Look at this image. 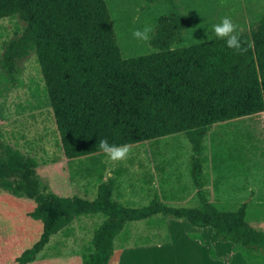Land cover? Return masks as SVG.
I'll list each match as a JSON object with an SVG mask.
<instances>
[{"label":"trees","instance_id":"1","mask_svg":"<svg viewBox=\"0 0 264 264\" xmlns=\"http://www.w3.org/2000/svg\"><path fill=\"white\" fill-rule=\"evenodd\" d=\"M5 17H20L27 28L6 49L4 65L12 72L16 59L36 53L68 159L103 153L102 138L134 145L185 133L194 151L191 176L199 196L196 206L167 205L157 198L128 206L113 197L114 178L100 183L94 199L44 193L35 179L36 158L7 146L0 155V186L33 197L31 216L43 223L40 238L16 264H30L53 235L87 214L105 219L84 264H112L120 255L114 239L126 224L157 215L211 227L248 262L264 264V231L248 220V203L230 210L211 201L202 157L212 125L264 112V19L250 33L242 32L244 46L251 45L242 55L213 38L125 57L106 0H0V19ZM176 18L158 27L154 40H178L185 17Z\"/></svg>","mask_w":264,"mask_h":264},{"label":"rangeland","instance_id":"2","mask_svg":"<svg viewBox=\"0 0 264 264\" xmlns=\"http://www.w3.org/2000/svg\"><path fill=\"white\" fill-rule=\"evenodd\" d=\"M125 57L152 53L216 38L212 25L230 17L238 30L251 32L264 19V0H106ZM177 17L185 26L175 42L156 41V31ZM151 26L149 42L132 31ZM27 28L20 17L0 19V155L7 146L36 158L35 179L44 193L94 199L101 182L115 179L112 195L128 206L154 198L167 205L196 206L198 188L191 176L194 156L185 133L131 145L129 157L112 162L104 154L68 159L47 98L37 55L16 59L10 72L6 49ZM205 190L219 208L235 210L248 203V220L264 231V112L215 123L202 152ZM33 197L0 186V264H16L22 252L41 236L43 223L31 212ZM103 214L78 217L53 235L30 264H84ZM120 255L112 264H252L231 241L216 237L211 227L157 215L129 222L114 239Z\"/></svg>","mask_w":264,"mask_h":264},{"label":"clouds","instance_id":"3","mask_svg":"<svg viewBox=\"0 0 264 264\" xmlns=\"http://www.w3.org/2000/svg\"><path fill=\"white\" fill-rule=\"evenodd\" d=\"M152 32L153 28L146 25L142 29L133 30L132 37L138 41L149 42L152 39L150 35ZM212 32L217 39L224 40L226 46L233 49L237 54H244L251 46L250 44L247 47L244 46L247 42L241 39L242 30H238V26L230 17L225 16L218 23L212 25ZM98 147L112 162L126 160L131 152L130 144H111L107 138L99 139Z\"/></svg>","mask_w":264,"mask_h":264},{"label":"crops","instance_id":"4","mask_svg":"<svg viewBox=\"0 0 264 264\" xmlns=\"http://www.w3.org/2000/svg\"><path fill=\"white\" fill-rule=\"evenodd\" d=\"M192 225V224H191Z\"/></svg>","mask_w":264,"mask_h":264}]
</instances>
